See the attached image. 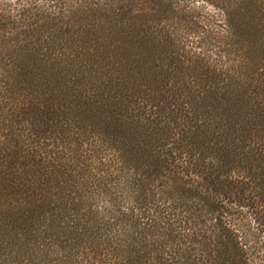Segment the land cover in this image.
<instances>
[{
  "label": "trees",
  "instance_id": "1",
  "mask_svg": "<svg viewBox=\"0 0 264 264\" xmlns=\"http://www.w3.org/2000/svg\"><path fill=\"white\" fill-rule=\"evenodd\" d=\"M199 2L237 73L173 35ZM52 8L0 56V264H251L223 211L264 212V0ZM212 220L203 263L183 246Z\"/></svg>",
  "mask_w": 264,
  "mask_h": 264
},
{
  "label": "rangeland",
  "instance_id": "2",
  "mask_svg": "<svg viewBox=\"0 0 264 264\" xmlns=\"http://www.w3.org/2000/svg\"><path fill=\"white\" fill-rule=\"evenodd\" d=\"M75 1L0 0V56L15 50L17 47L16 39H22L24 36L23 32L25 29H16L14 21L18 20V24L23 25L21 23L30 24L35 19L32 16L23 18L22 20L16 19L17 12L47 7H54L52 9H56V11L59 9H69L74 5ZM192 8L197 12H201L204 16L210 15L213 18L209 20H198L193 24H186L174 20L170 23L172 26L176 24L177 30H175L173 35L182 40V44L185 45V51L200 55L209 61L211 65L230 69L233 73L235 69L239 68V65L237 62H227L225 58L220 59L217 54L221 53V43L213 39L216 30L222 32V27L225 25L224 17L210 5H205L201 2L193 3ZM159 23L162 22L154 20L148 23V25L161 28ZM201 39L204 40L198 44ZM235 73L237 72L235 71ZM224 208L223 212L225 218H227L226 221L231 225V228L239 238L238 240L245 246L249 262L251 264H264V212H259L261 208L253 205L247 194L245 196L243 195L240 200H233L225 204ZM209 218L213 219V215H210ZM213 222L212 220V222L207 223L206 227L203 226L202 229L197 230L204 231L201 236L197 235V231H194L196 232L193 235L195 238L189 235V244L186 243L183 246L184 249L188 247L189 250H194L201 261L205 263L211 258L210 253H212L213 246L210 241H212V233L216 234V231L212 229ZM205 231L209 232L205 233Z\"/></svg>",
  "mask_w": 264,
  "mask_h": 264
}]
</instances>
